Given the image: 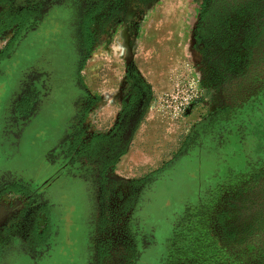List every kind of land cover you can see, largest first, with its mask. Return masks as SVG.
I'll return each mask as SVG.
<instances>
[{
	"label": "rangeland",
	"instance_id": "1",
	"mask_svg": "<svg viewBox=\"0 0 264 264\" xmlns=\"http://www.w3.org/2000/svg\"><path fill=\"white\" fill-rule=\"evenodd\" d=\"M219 1L118 0L101 9L91 25L92 44L80 73L82 86L93 97L87 130L99 132L102 124L114 123L127 71L148 101L125 155L111 173L116 193L103 198V216L125 219L127 205L144 187L130 237L120 241L114 227L96 228L93 210L87 224L85 195L73 187L53 198L56 207L47 217L38 218L36 228L42 231L48 225L50 230L46 244L31 250L25 245L32 259L11 255L6 264H180L176 253L181 242L172 237L174 230L183 232L184 207L208 192L227 200L222 226L229 241L248 252L260 249L263 264L264 100L257 106L249 97L241 100L239 77L250 37L248 15L264 5L252 7L249 14L242 9L217 13L202 31V8H218ZM54 27L45 19L35 31L17 33L0 56V184L18 182L24 191H40L42 199L51 191L43 189L50 173L45 161L63 121L60 106L45 104L25 123L10 112L33 82L36 53L54 43ZM3 47L0 42V50ZM193 92L200 97L194 102ZM25 96L31 98L27 91ZM225 111H231L233 121H218L216 114ZM28 112L33 113V103ZM248 167L256 172L239 179ZM24 202L11 194L0 199V217L6 214L0 218V241L1 228ZM112 232L115 235L107 236ZM10 241L7 252L24 250L19 239Z\"/></svg>",
	"mask_w": 264,
	"mask_h": 264
},
{
	"label": "flooded vegetation",
	"instance_id": "2",
	"mask_svg": "<svg viewBox=\"0 0 264 264\" xmlns=\"http://www.w3.org/2000/svg\"><path fill=\"white\" fill-rule=\"evenodd\" d=\"M117 1L0 0V42L4 43L0 50L1 57L17 39V33L19 36L27 30L35 31L45 19H51L55 26L54 43L36 53L33 58V82L26 86L31 98L24 97V89L22 99L14 103L10 114L20 119L18 107L29 100L30 104L33 103V115L45 104H58L63 119L57 128L59 132L52 136L47 149L45 163L50 173L43 187L51 188L47 197L42 199L40 191H24L15 181H3L0 184V199L11 194L25 201L14 207V214L10 215L11 222L1 228L0 264H6V259L11 255L16 259H32L29 250L38 247L37 236L44 230L36 228L38 218L48 216L53 196L67 195L73 187H78L92 202L96 228L101 225L114 227L120 241L130 237L128 234L133 226V213L139 206L144 187L139 188L135 198L126 206L129 215L125 219L120 217L118 220L116 215L110 216L109 213L103 216V198L116 193L109 181L111 173L119 159L125 155L144 115L148 103L147 94L134 81L132 73L127 71L125 87L117 95L119 107L114 123L109 126L102 124L104 128H100L99 132L88 131L87 119L93 97L82 86L80 77L88 57L87 40H92L91 25L102 15L100 11L103 7L114 5ZM261 3L264 5V0H220L218 8L204 6L200 19L201 30L206 28L205 23L211 22L217 13L224 16L242 9L249 14L252 7L257 8ZM250 15L248 18L252 21L248 28L252 29V34L248 30L250 37L245 47L246 54L240 59L243 60L240 62L243 69L239 78L243 86L239 98L244 100L249 97L257 106L260 100H264V8L257 10L252 17ZM28 26L31 27L27 29ZM7 31L11 35L6 34ZM87 35L90 37L87 38ZM229 112H221L215 117L222 123H229L233 121ZM239 143L242 142L239 140ZM255 172V168L248 167L238 178L249 179ZM54 184L56 186L52 189ZM226 201L208 192L204 199H197L190 208L184 207L181 217L183 232L177 233L174 230L172 236L174 239L179 237L182 243H179L180 248L176 253L181 260L180 264H261L260 249L255 247L252 252H248L247 247L233 244L225 234L222 205ZM0 218L5 219L6 214ZM115 232L107 236H113ZM12 239H19L24 246L22 252L11 254L6 251ZM25 245H28V251ZM212 252L215 254L212 255Z\"/></svg>",
	"mask_w": 264,
	"mask_h": 264
},
{
	"label": "trees",
	"instance_id": "3",
	"mask_svg": "<svg viewBox=\"0 0 264 264\" xmlns=\"http://www.w3.org/2000/svg\"><path fill=\"white\" fill-rule=\"evenodd\" d=\"M88 37H90V35H87V38ZM91 44L92 42L90 40H87L88 48H90ZM29 104L30 102L28 100L27 102H25L24 104L18 107V113H19L21 123H25L26 121H28L29 118L33 116V113L28 112ZM49 233H50V230L47 225L45 229L43 230V232L37 236L38 246H44L46 244ZM263 264H264V261H263Z\"/></svg>",
	"mask_w": 264,
	"mask_h": 264
},
{
	"label": "crops",
	"instance_id": "4",
	"mask_svg": "<svg viewBox=\"0 0 264 264\" xmlns=\"http://www.w3.org/2000/svg\"><path fill=\"white\" fill-rule=\"evenodd\" d=\"M52 196V195H51ZM54 197H57V199H59L61 196H58V195H55V196H53V198ZM53 198H51L52 200H53ZM52 200H50V203H49V211H51V210H54V208L56 207V204L55 203H53V201ZM85 200H86V209H87V217H88V219H87V224H89L88 223V220H90V215H91V213H92V208H93V205H92V202L90 201V199H89V197L88 196H85ZM51 204V205H50Z\"/></svg>",
	"mask_w": 264,
	"mask_h": 264
},
{
	"label": "built area",
	"instance_id": "5",
	"mask_svg": "<svg viewBox=\"0 0 264 264\" xmlns=\"http://www.w3.org/2000/svg\"><path fill=\"white\" fill-rule=\"evenodd\" d=\"M200 97L197 95V93L193 92L192 96H191V101H197Z\"/></svg>",
	"mask_w": 264,
	"mask_h": 264
}]
</instances>
